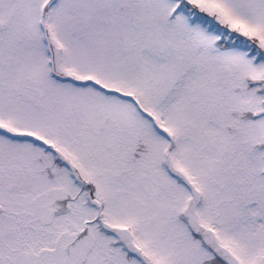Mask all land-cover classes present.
Masks as SVG:
<instances>
[{"label":"snow or ice","instance_id":"1","mask_svg":"<svg viewBox=\"0 0 264 264\" xmlns=\"http://www.w3.org/2000/svg\"><path fill=\"white\" fill-rule=\"evenodd\" d=\"M0 264H264V0H0Z\"/></svg>","mask_w":264,"mask_h":264}]
</instances>
